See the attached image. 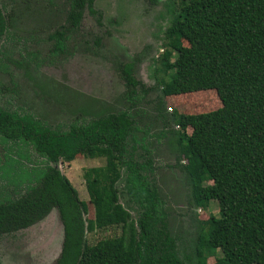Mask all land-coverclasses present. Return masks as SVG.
I'll use <instances>...</instances> for the list:
<instances>
[{
    "label": "trees",
    "instance_id": "1",
    "mask_svg": "<svg viewBox=\"0 0 264 264\" xmlns=\"http://www.w3.org/2000/svg\"><path fill=\"white\" fill-rule=\"evenodd\" d=\"M94 2L68 0L66 24L50 36L53 53L66 52L67 36L86 9L98 15ZM169 12L158 60L163 95L214 90L221 103L209 112L172 114L194 206L206 210L212 201L219 206L218 216L201 221L193 258L177 255L150 180L151 160L144 162V155L138 160L131 151L137 128L128 111L58 131L29 114L0 108L2 140L30 144L48 161L43 171L26 172L22 192L0 197V240L55 209L63 227L55 264H208L209 258L215 264H264V0H180ZM6 29L0 8V39ZM121 71L126 98L133 101L141 84L132 64L123 63ZM79 155L106 161L83 174L89 203L59 170L61 162ZM124 170L127 194L140 208L138 221L120 202ZM90 207L93 217L87 220ZM114 227H121L120 236L88 244L87 233Z\"/></svg>",
    "mask_w": 264,
    "mask_h": 264
},
{
    "label": "rangeland",
    "instance_id": "2",
    "mask_svg": "<svg viewBox=\"0 0 264 264\" xmlns=\"http://www.w3.org/2000/svg\"><path fill=\"white\" fill-rule=\"evenodd\" d=\"M179 1L95 0L98 15L85 10L80 25L68 34L62 54L53 53L50 36L65 26L68 0H0L7 25L0 39V108L29 114L58 131L101 115L128 111L137 128L131 151L137 159L144 155V162L151 160L149 176L162 203L159 211L165 216L178 257L186 261L193 258L201 221L218 216L219 206L215 201L206 210L194 206L182 167L185 161L176 142L179 128L172 114L209 112L221 103L214 90L172 97L162 93L158 60L164 49V32L170 25V8ZM123 63L133 65L141 84L133 101L126 98ZM191 131L189 128L187 133ZM105 163L103 158L79 155L71 163L61 162L59 170L81 200L89 203L83 174ZM5 164L9 166L0 169V197L22 192L26 172L32 168L43 171L48 161L30 144L0 137V165ZM126 188L124 170L118 183L120 202L138 221L139 205ZM92 217L90 207L85 218ZM121 234V227H114L87 233L86 239L93 245ZM62 242L63 227L53 210L35 225L1 237L0 264H55ZM215 262V258L208 259V264Z\"/></svg>",
    "mask_w": 264,
    "mask_h": 264
},
{
    "label": "flooded vegetation",
    "instance_id": "3",
    "mask_svg": "<svg viewBox=\"0 0 264 264\" xmlns=\"http://www.w3.org/2000/svg\"><path fill=\"white\" fill-rule=\"evenodd\" d=\"M74 161V160H73ZM71 163V162H70ZM70 181V180H69ZM84 183H85V180H84ZM72 184V183H71ZM80 196V195H79ZM81 199V198H80Z\"/></svg>",
    "mask_w": 264,
    "mask_h": 264
},
{
    "label": "water",
    "instance_id": "4",
    "mask_svg": "<svg viewBox=\"0 0 264 264\" xmlns=\"http://www.w3.org/2000/svg\"><path fill=\"white\" fill-rule=\"evenodd\" d=\"M55 210V209H54ZM53 211V210H52ZM57 212V211H56ZM51 213V212H50Z\"/></svg>",
    "mask_w": 264,
    "mask_h": 264
}]
</instances>
